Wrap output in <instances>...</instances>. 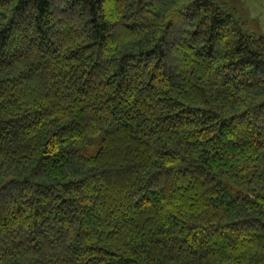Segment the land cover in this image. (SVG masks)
Masks as SVG:
<instances>
[{"label": "trees", "instance_id": "obj_1", "mask_svg": "<svg viewBox=\"0 0 264 264\" xmlns=\"http://www.w3.org/2000/svg\"><path fill=\"white\" fill-rule=\"evenodd\" d=\"M229 0H0V264H264V35Z\"/></svg>", "mask_w": 264, "mask_h": 264}, {"label": "rangeland", "instance_id": "obj_2", "mask_svg": "<svg viewBox=\"0 0 264 264\" xmlns=\"http://www.w3.org/2000/svg\"><path fill=\"white\" fill-rule=\"evenodd\" d=\"M234 20L249 32L264 35V0H229Z\"/></svg>", "mask_w": 264, "mask_h": 264}]
</instances>
